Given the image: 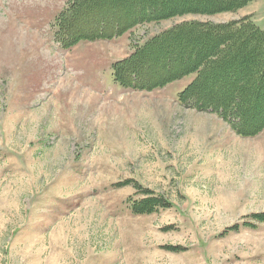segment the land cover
Masks as SVG:
<instances>
[{
  "label": "rangeland",
  "instance_id": "obj_1",
  "mask_svg": "<svg viewBox=\"0 0 264 264\" xmlns=\"http://www.w3.org/2000/svg\"><path fill=\"white\" fill-rule=\"evenodd\" d=\"M69 1L0 0V264H264V223L251 217L264 215V130L240 137L179 103L194 75L134 91L111 74L180 23L249 17L264 29V0L63 49L54 22ZM119 2L97 8L106 22ZM146 190L169 205L133 214ZM15 235L45 238L10 242ZM67 252L70 262L60 260Z\"/></svg>",
  "mask_w": 264,
  "mask_h": 264
},
{
  "label": "trees",
  "instance_id": "obj_2",
  "mask_svg": "<svg viewBox=\"0 0 264 264\" xmlns=\"http://www.w3.org/2000/svg\"><path fill=\"white\" fill-rule=\"evenodd\" d=\"M105 1L70 0L54 22L55 41L67 49L79 42L111 39L143 23L235 13L255 0H113L123 2L118 15L108 22L103 16L107 13L97 9ZM161 2L163 10L154 7ZM91 16L94 20H88ZM94 21L98 27L93 30L89 24ZM174 44L182 49L172 55L164 52L174 49ZM111 70L118 86L134 91H152L194 75L178 93L179 103L212 112L240 137H255L264 130V29L249 17L221 24L191 21L174 25L115 62ZM206 86H210L208 92ZM143 193L141 200L131 203L135 215L152 214L169 205L147 190ZM251 217L264 223V215Z\"/></svg>",
  "mask_w": 264,
  "mask_h": 264
},
{
  "label": "crops",
  "instance_id": "obj_3",
  "mask_svg": "<svg viewBox=\"0 0 264 264\" xmlns=\"http://www.w3.org/2000/svg\"><path fill=\"white\" fill-rule=\"evenodd\" d=\"M258 1V0H257ZM253 3V2H252ZM241 10H243V9H241ZM263 11V10H262ZM247 14H250V15H252L253 13L251 12V11H249V12H246ZM263 17H264V15H263ZM256 20V19H255ZM255 20H251L253 23H256L257 24V22L255 21ZM259 25V24H258ZM257 25V26H258ZM260 26H262L263 28H264V24H262V25H260ZM27 238H29V239H32L33 241L32 242H35V241H37V243L39 244V242L40 241H44V240H42V239H44L45 238V236H31V237H24V236H21V235H15V236H13L12 238H11V241L10 242H12V243H14V242H23V241H25L24 239H27ZM33 247V246H32ZM35 247H38V248H36V250H42V248L43 247H40V246H35ZM33 249H35V248H33ZM45 249V248H44ZM43 249V250H44ZM53 248L52 249H49L48 250V252H52L53 253ZM2 252H4V250H3V248H0V253H2ZM62 254V257H60V260H65V261H67V262H70V255H69V252H67V254L65 255V254H63V253H61ZM96 256V255H95ZM72 257V256H71ZM96 257H98V256H96ZM57 258V257H56ZM56 258H54V259H56ZM93 258H95L94 256H93ZM91 259L92 258H90L89 260H88V262L86 261V262H83V263H81V262H79L77 259H73V264H95V261H91ZM72 262V261H71Z\"/></svg>",
  "mask_w": 264,
  "mask_h": 264
}]
</instances>
